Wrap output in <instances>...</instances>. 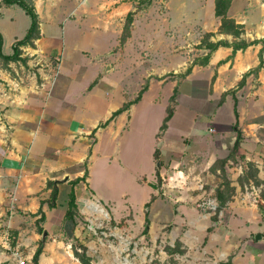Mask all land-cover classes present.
Here are the masks:
<instances>
[{
	"label": "rangeland",
	"instance_id": "1",
	"mask_svg": "<svg viewBox=\"0 0 264 264\" xmlns=\"http://www.w3.org/2000/svg\"><path fill=\"white\" fill-rule=\"evenodd\" d=\"M37 1L42 39L36 42L35 54L28 56V66L19 62L11 66L16 69L13 74L22 81L21 85L29 86L34 79L38 88L33 87V91H39L46 100L68 88L77 90L75 83L81 78L88 84L96 79L93 87L97 88L101 101L93 100L91 111L82 116L86 118L85 125L95 116L104 120L110 103L121 106L133 100L146 85L142 99L129 105L121 127L113 125L112 131L104 128L98 138L92 132L85 140L89 143L98 140V145L88 162V181L87 177L83 179L86 187L79 195L74 218L80 224L78 229L85 231L82 237L100 238L121 255L128 253L127 258L138 255L144 264H162L161 261L218 264L230 255L242 256L241 263L264 264V214L258 209V203L264 202V180L258 185L253 180H244L240 187L238 177L245 175L248 160L237 156L226 166L235 193L217 211L214 190L219 179L206 168L211 153L216 157L225 155L223 149L214 146L215 141L226 144L235 137L229 124L233 116H224L232 113L233 104L230 102V110L224 107L216 111L221 105L219 95L210 96L205 82L196 78L183 81L180 76L195 59L207 53L197 41L202 39L206 24L209 29L211 3L201 9L194 0H153L147 10L134 16L130 37L120 45L125 9L111 12V18L104 21L96 12H82L83 4L94 8L95 0ZM105 23H110L108 30ZM29 24L30 18L21 7L3 6L0 15L3 52H12L11 42L22 38ZM25 49L22 53H33ZM5 68L0 60V75H4ZM19 90L14 86L12 92ZM170 105L175 113L168 122V130L157 136ZM217 112L223 116H216ZM45 118L50 120L48 113ZM82 146L81 143L78 148ZM155 149L158 157L154 155ZM48 153L54 151L48 149ZM176 159L187 176L172 180L175 185L169 188L167 169ZM80 166L84 167L82 164L73 169ZM158 168L163 173L159 180ZM67 195L63 188L57 207L50 212L53 228L67 208ZM152 195L156 198L151 201ZM97 202L103 208L102 213L80 212L85 204L95 207ZM147 202L149 207L144 206ZM146 218L154 225L149 233L143 232ZM63 222L67 223L65 219ZM71 224L61 228L66 229L69 238L79 242L71 232L74 228ZM163 224L167 226L161 230ZM3 228H0V249L6 240L7 252H25L22 247L14 250L10 244L17 242V235L11 232L15 229L3 232ZM257 234L261 235L259 240L254 239ZM121 236L126 240L120 245ZM181 236L185 242L179 240ZM176 240L183 252H168L166 247H173ZM26 264L31 261L26 260Z\"/></svg>",
	"mask_w": 264,
	"mask_h": 264
},
{
	"label": "crops",
	"instance_id": "2",
	"mask_svg": "<svg viewBox=\"0 0 264 264\" xmlns=\"http://www.w3.org/2000/svg\"><path fill=\"white\" fill-rule=\"evenodd\" d=\"M138 1L95 0V4H93L94 8L87 6L88 4H83L82 12H96V14L98 13L106 21L108 18H111V12L115 10L121 11L125 9L127 12L134 10ZM194 1H198L197 4L199 3L201 9L208 7L211 3V23L209 24V29L206 24V28L202 34L211 33V41L224 39L228 42L239 40L250 42L264 37V0H231L227 15L234 19L236 23L242 25L243 32L239 37H234L219 29L221 19L214 12L215 0ZM34 4L38 14H40L38 1L34 0ZM3 6L5 5L0 3V15L2 14ZM101 6L104 8L103 10L100 9ZM108 9H111V11ZM147 9H142L138 12ZM109 24L105 25V30L110 28ZM93 25L95 24L91 25L92 28L94 27ZM42 34V30L40 29V37L35 40L34 48L22 47V51L26 50L25 48L33 51V53H22L23 56L30 57L35 54L34 52L37 51L36 42L42 39ZM14 41L11 42V45ZM3 43L2 53L10 54L3 52ZM198 43L199 40L197 41ZM261 47V42L253 43L233 53L232 47L219 46L212 52L206 65L190 64V73L181 78L183 81L196 78L205 82L208 85L210 96L219 95L220 98L223 92L234 90V92L225 96L223 103L217 107L216 111L220 112L224 107L230 110V102H232V113L224 115L228 117L233 116L232 122L229 123L231 126L235 121L233 109L234 103H236L237 122L243 135V142L239 151L244 155L246 160L262 164L255 163L259 169L258 177L264 180V54L262 66L258 71L249 73L241 87L237 85L245 73L254 69L259 64V51ZM13 63L15 62H9L7 68H5L4 75H0V90H2L0 92V228L4 227L3 232L15 229L11 232L17 235V242L16 244H10L14 250L17 247L24 248L23 251L25 250V252L20 253L16 251L19 256L25 259V264L26 260L31 261L38 242L41 239L37 231V225L48 231L47 238L43 243L42 252L39 255V264H82L73 255L71 236L69 238L65 233L66 229L61 228L62 225L68 226L71 222H63V213L61 221L53 228V222L50 221V212H54V209L57 207L58 197L63 188H65L67 194L71 190V184L68 181L83 176L84 167L80 166V168L76 167L74 169L73 167L82 165L87 157L86 169L89 174L88 162L96 151L98 140L95 143L86 142L87 136L94 131L93 134L95 133L96 138H98L99 134L105 130L104 128H110L112 131L113 125H116L117 128L121 127L128 109L112 118L105 126H99L110 117L114 110L120 107L113 106V103L107 104L104 120L95 116L93 119L89 118V124L85 125L86 118L84 119L82 116L89 110L91 111L93 100L101 101L97 88H94V85L90 86L92 82L89 84L84 83L82 81L83 78H81L75 83V87L78 88L77 90L73 87L71 90L68 88L62 92L60 91L59 94L51 95L45 100L39 94V91H33V87H37L36 81L32 79L33 77H31L32 80H30L29 86L25 84L21 85L22 81L19 82L13 74V70L16 71L15 68L11 67ZM22 65L24 67L28 66V60L26 65ZM14 86L20 88L17 93L12 92ZM29 88H31V91ZM8 90L11 92H8ZM141 99L142 95L138 101ZM218 112L215 113L216 116H223ZM47 113L50 120L45 118V114L47 115ZM79 114L81 116H78ZM167 130L168 127L165 131ZM209 131L215 132V129L209 128ZM233 141L234 139L231 140V143L224 144V141L217 140L214 146L218 149H223L221 151L226 156ZM81 143L83 144V150H81L82 148H78ZM39 148L40 151L38 150ZM48 149H51L54 153L49 155ZM215 155L211 153L208 156L206 159V161L208 160V166L206 168L216 158H219ZM167 170L168 187L175 185L172 180L179 177L184 179L187 176L186 170L179 166L177 159L170 163ZM162 174L159 170L161 177L163 176ZM65 176H68L70 179L68 178V181H63L62 179ZM48 180L59 181L56 184L59 193L56 206L53 208H49L46 202L41 205V201H45L50 195L51 189L46 187ZM86 180L88 181V177ZM177 184L182 185L179 180ZM83 187H86L83 180H80L73 186L77 206ZM40 206L44 212L45 219L37 224L40 215H36L35 213ZM79 210L82 214L85 211L92 214L96 212L100 214L93 205L88 207L85 204ZM73 226L74 228L71 227L73 229L71 232H73V236L79 242L87 247V254L91 257L92 264H144V261L142 262L138 255L127 258L128 253L121 255V252L119 253L114 246L106 245L100 238H83L84 235L82 237V234L85 231L81 227L78 229L80 224L76 223ZM165 226L167 225L163 224L160 229L162 230ZM153 227V221H150L148 233L154 229ZM120 238H122L120 239L121 245L122 241L126 240V237L121 236ZM178 238L181 242H185L182 236ZM0 242H2L1 238ZM4 248L6 247L2 243L0 264H17L13 254L14 251L7 252ZM120 250H123V248ZM241 257L238 255L233 256L232 264H245L244 262L241 263ZM161 262L163 264V261ZM31 264H33L32 261Z\"/></svg>",
	"mask_w": 264,
	"mask_h": 264
},
{
	"label": "trees",
	"instance_id": "3",
	"mask_svg": "<svg viewBox=\"0 0 264 264\" xmlns=\"http://www.w3.org/2000/svg\"><path fill=\"white\" fill-rule=\"evenodd\" d=\"M152 0H139L135 9L134 10H129L126 13L125 19H124V24H123V28L119 37V43L120 45H123L125 43V41L127 40V38L130 37V33H131V25L134 19V15L142 9H146L149 7V5L151 4ZM231 0H215V15L219 16L221 19V23L219 26V29L222 32L231 34L234 37H239L240 34L243 32L242 29V25L238 24L235 22L234 19L228 17L227 15V10L229 8ZM0 3L5 5V6H10V5H18L19 7H21L24 12L29 16L30 18V24L24 34V36L20 39L15 40L11 47H12V52L10 54H3L2 53V43H3V37L2 34L0 33V60L3 62L4 66H7V64L9 62H21L22 64L26 65L28 57L27 56H23L22 55V47H35V40L39 39L40 37V18L38 15V12L35 8L34 2L33 0H0ZM210 36L211 33H205L202 37V39L199 41L198 46L199 48L205 49L207 50V53L201 57H199L198 59H195L191 65L193 64H199V65H206L209 61V58L212 54V52L214 50H216L219 46H229L232 47V52L234 53L236 50L238 49H244L246 48L248 45L253 44V43H259L261 42L262 47L259 51V64L254 68L251 69L249 72L245 73L242 78L240 79V81L238 82V87H241L244 82H245V78L249 73H253V72H257L258 69L262 66V57L264 54V37L261 39H256L250 42H246L244 40H239V41H233V42H228L227 40L224 39H220L217 41H211L210 40ZM191 65L189 67L186 68V70L183 73H180V76L183 78L185 77L187 74L190 73L191 71ZM96 83V79L90 84V86L92 87L94 84ZM146 89V85L143 87V89L138 93V95L133 99L130 100L128 102H124L119 108H117L116 110H114L110 117L101 125L99 126H105L112 118H114L115 116H117L118 114H120L121 112H123L124 110L128 109L129 105L133 104L134 102H137L140 98H141V94L142 92ZM177 91V86L174 87L173 92L174 94ZM232 92H234V90H227L225 92H223L218 100V104H222V102L225 99V96L228 94H231ZM174 94L171 96L172 99V104H174ZM236 102V101H235ZM174 114V106L170 105L167 107L166 109V114L162 120V123L159 127V134L157 136H160V134L162 132H164L167 127H168V122L169 120L172 118ZM233 115L235 118V121L232 123L231 127L235 132V138L233 141V144L231 146V148L229 149V152L226 156L224 157H219L216 158L211 165L208 167V170L215 174L217 176V178L219 179L218 184L215 187L214 190V197L215 200L217 202V211L221 210L223 207H225V205L227 204V202H229L234 193H235V186L232 184V180L226 170V166L228 164V162L230 161H234L236 159V157H241L244 158V155L240 153V147L242 145L243 142V135H242V130L240 129L238 122H237V118H238V113L236 110V103H234V109H233ZM94 132V131H92ZM91 132V133H92ZM154 155L156 157H158V149H155L154 151ZM87 159L88 157L85 159L83 166H84V173L82 177H76L72 180H69L68 182H70L71 184V190L68 192L67 195V208L65 209L63 218L66 221H71L73 225H75V216H76V211H77V203H76V196L73 190V186L76 185L80 180H83L87 177L88 175V171L86 169V165H87ZM247 166L248 168L245 171V175H239L238 177V183L239 186L242 187L244 180H253L254 184L258 185L260 183H263V181L258 177V172L259 169L256 166L255 163L251 162V161H247ZM263 169H264V161H263ZM156 176L157 179H160V175H159V168L156 171ZM59 181L56 180H48L46 183V187L50 188V195L48 197V199H46L45 201H41V205L46 202L49 208H53L56 206V200L58 197V188L56 186V184ZM155 188V187H154ZM156 198V195H152V200H154ZM150 201V202H151ZM150 202H147L144 204L145 207H149ZM258 209L259 212L261 214H264V202H260L258 203ZM36 215H40V217L37 220V224L38 222H41L45 219L44 216V212L42 211L41 206L38 208L37 212L35 213ZM147 214V211H146ZM217 214V213H215ZM213 221H216V217H212ZM150 225V221L149 219H145L144 221V229L143 232L147 233L148 232V226ZM74 227V226H73ZM37 231L39 234H42L45 230L43 229V227L37 225ZM264 235V233H263ZM47 236L41 238L38 242V246L31 258V261L33 264H39L38 263V259H39V255L42 252L43 249V243L45 242ZM75 242H77V244H75ZM13 244V242H12ZM179 240L175 241V244L173 247L171 246H167L166 250L170 253H174V252H183V250L179 251ZM72 252L75 258H77L82 264H92L91 262V257L87 254V247L78 242L76 239H72ZM4 264V263H1ZM218 264H232V256L230 255L227 260L225 261H220Z\"/></svg>",
	"mask_w": 264,
	"mask_h": 264
},
{
	"label": "built area",
	"instance_id": "4",
	"mask_svg": "<svg viewBox=\"0 0 264 264\" xmlns=\"http://www.w3.org/2000/svg\"><path fill=\"white\" fill-rule=\"evenodd\" d=\"M97 203H98V202H97ZM95 208H97V210H98L99 212L103 211V208L99 205V203L96 204ZM101 213H102V212H101ZM3 243H4V246H8V243L6 242V240H5V241L3 240ZM6 248H7V247H6ZM13 254H14V257H15V259H16V261H17V264H25V259H23L21 256H19V254H18L17 251H14Z\"/></svg>",
	"mask_w": 264,
	"mask_h": 264
},
{
	"label": "water",
	"instance_id": "5",
	"mask_svg": "<svg viewBox=\"0 0 264 264\" xmlns=\"http://www.w3.org/2000/svg\"><path fill=\"white\" fill-rule=\"evenodd\" d=\"M108 69H109V67L107 66V67H106V70H108ZM106 70H105V71H106ZM157 166H159V163H157ZM62 180H63V181L68 180V176L63 177ZM45 236H47V232H46V231H44V232L42 233L41 238H43V237H45ZM260 238H261V235H260V234H257V235L254 236V239H255V240H259Z\"/></svg>",
	"mask_w": 264,
	"mask_h": 264
}]
</instances>
